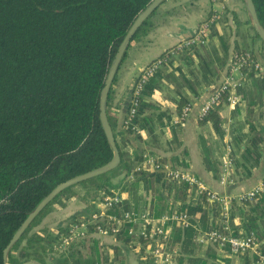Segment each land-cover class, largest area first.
Masks as SVG:
<instances>
[{"label":"trees","instance_id":"16d2710c","mask_svg":"<svg viewBox=\"0 0 264 264\" xmlns=\"http://www.w3.org/2000/svg\"><path fill=\"white\" fill-rule=\"evenodd\" d=\"M153 1L0 0V264H4V250L28 214L53 189L113 159L100 122L101 91L118 47L137 17ZM253 3L264 27V0H253ZM154 14L155 11L131 43L154 28ZM217 24L210 40L215 36ZM255 37L260 39L256 33ZM220 46L227 55L228 40L220 38ZM202 47L190 48L180 56L184 62L195 56L206 77L213 72L209 65L210 55ZM241 51L250 50L236 47L233 52ZM250 52L257 59L254 52ZM225 58L215 57L226 73L228 59ZM160 71L148 79L139 98L137 114L128 122V128L124 123L119 130L116 117L110 114L116 75L108 97L107 116L120 153V165L60 193L10 251V264L31 260L41 264H125L127 256L122 246H110L105 250L94 238L98 226H104L106 222H91V216L105 197L115 193L122 197L124 191L134 193L140 189V184L146 194L152 193L154 198L148 210L134 209L122 199L107 212L117 217L126 211L148 212L155 218L185 213L205 231L223 227L221 203L199 194L195 187L168 179L162 172L144 169L137 172L145 155L141 152L130 155L127 151L130 136L137 134L139 129L154 133L152 126L148 129L149 119L141 115L146 110L145 99L153 96L159 87L157 76ZM244 73L250 85L239 88L238 94L240 100L247 103L245 121L251 125L256 107L264 102V79L254 71L244 70ZM224 97L226 100L227 96ZM133 99L134 92L125 122L129 120ZM185 105L187 99L183 98L178 114ZM219 109L211 111L200 124L211 121L216 130L222 129ZM253 132L252 125L249 133ZM245 151L250 152L248 148ZM155 158L165 164L162 158ZM131 174L134 179L128 180ZM118 176L123 178L119 183H113ZM160 188L166 190V196L161 194ZM72 199L96 202L87 216L75 217L66 226L35 231L50 212L64 208ZM166 199H172L171 207L158 205ZM235 219L239 222L237 234L240 229L245 234L259 231L264 226V192L251 200L234 201L231 225ZM83 222L87 223L83 235L73 236L64 244V240L72 236V229ZM168 227L171 235L167 244L171 250H179L180 264H238L236 259L226 258L218 248L198 244L193 228H183L179 222L170 223L165 229ZM117 239L137 256L138 264L143 263L144 240L136 241L127 230H122ZM138 242L142 245L140 250ZM240 264H252L251 259L242 256Z\"/></svg>","mask_w":264,"mask_h":264},{"label":"crops","instance_id":"0c3cea01","mask_svg":"<svg viewBox=\"0 0 264 264\" xmlns=\"http://www.w3.org/2000/svg\"><path fill=\"white\" fill-rule=\"evenodd\" d=\"M218 5L224 8L225 14L215 28V36L202 47L210 55L209 65L213 74L204 77L195 56L186 62L177 56L163 66L157 76L159 87L153 96L145 99L146 110L144 108L141 115L149 119L148 129L152 126L154 133L139 129L137 134L130 136L126 148L130 155L141 152L193 172L209 190L219 195L237 197L255 188L264 177V102L256 107L251 119L254 124L251 125L245 121L247 103L241 100L237 106L224 103L219 109L222 118V129L219 130L214 128L211 121L201 125L199 113L203 104L218 89L225 74L215 59L216 55L228 59L237 47L253 51L264 66V42L255 37L243 0H220ZM212 7L211 0H165L157 8L153 17L154 28L131 43L117 73L110 114L116 117L118 130L125 123L132 89L145 68L167 50L195 34ZM240 27L246 29L247 36L239 34ZM220 38L228 40L227 55L220 46ZM248 85L250 83L246 79L242 88ZM183 98L191 105V113L184 125L175 126L173 120L181 109L179 105ZM252 125L254 132L251 134L249 128ZM227 142L233 148L234 167L231 181L221 185V163ZM246 148L250 150L249 153L245 151ZM145 169L151 170L147 165ZM122 178L118 176L113 183H119ZM160 192L166 196L165 189L160 188ZM121 195L124 203H130L132 208L139 210H148L154 200L152 193L146 194L142 184L138 191H124ZM95 202L69 200L64 208L50 212L35 231L56 229L66 226L75 217L87 216ZM158 205L171 207L172 199L160 201ZM94 238L104 245L105 250L110 246H122L127 256L125 264H138L137 256L117 238L100 234H94Z\"/></svg>","mask_w":264,"mask_h":264},{"label":"built area","instance_id":"2783aa9c","mask_svg":"<svg viewBox=\"0 0 264 264\" xmlns=\"http://www.w3.org/2000/svg\"><path fill=\"white\" fill-rule=\"evenodd\" d=\"M213 5L219 4L220 0H211ZM212 9V14L202 22L197 28L196 33L183 41L179 42L173 48L167 50L161 57L150 63L142 73V76L134 86V99L129 114V120L125 122L128 128V122L137 114L139 98L148 82L163 66L167 65L173 58L180 56L190 48L206 46L214 26L220 21L224 14V8ZM246 71L254 73L264 79V66L254 58L250 51L232 52L227 62V72L223 75L218 89L209 97L200 109L199 119H205L211 111L221 108L224 103L234 107L240 103L238 89L245 83ZM226 97V100L224 99ZM191 113V105L187 104L178 114L173 124L175 126L184 125ZM150 166L151 170L162 172L168 179H174L181 183L195 187L199 194H205L208 199L217 201L223 206V227L212 231L203 230L198 223H193L188 214L163 215L160 218L151 216L148 212H122L120 217L112 216L107 211L122 202V197L115 193L113 196L105 197L104 201L97 204L96 212L91 216V222L105 221L106 224L98 226L97 234L105 237L118 238L121 231L127 230L129 236L136 241L144 240L143 246L138 242V250L141 246L145 250L142 256V264H180L179 250H171L168 247L171 229L165 227L173 222L181 223L183 228H193L196 231L195 239L200 245H210L218 248L221 254L228 259H236L237 263H242V256L251 259L252 264H264V226L259 231H252L245 234L242 229L236 233L239 225L237 219L231 225V209L234 201H246L257 197L264 192V177L262 181L253 189L233 197L219 195L209 190L204 182L193 172L176 167L170 163L161 164L153 156L145 155V161L137 167L140 172L145 166ZM233 148L230 142L226 144L225 155L221 163L220 184L226 185L232 179L233 173ZM150 170V171H151ZM148 171V170H146ZM134 174H131L128 180H133ZM128 225V227H127ZM87 228V223L83 222L80 227L72 229V236L64 240L68 243L73 236L83 235Z\"/></svg>","mask_w":264,"mask_h":264},{"label":"water","instance_id":"95a60500","mask_svg":"<svg viewBox=\"0 0 264 264\" xmlns=\"http://www.w3.org/2000/svg\"><path fill=\"white\" fill-rule=\"evenodd\" d=\"M165 0H154L135 20L132 27L126 34L125 38L123 39L122 43L117 49V52L115 54V57L112 61V64L109 69V73L105 82V86L101 91V97H100V122L102 124L103 130L106 134L108 143L111 147V150L113 152V159L107 163L106 165L97 168L95 170H92L90 172H87L83 175L77 176L73 179H70L64 183L59 184L55 189L49 193L34 209L31 211L26 220L22 223V225L19 227V229L14 234L11 242L7 246V248L4 250V264H10L9 262V253L15 246V244L20 240V238L24 235L26 230L29 228V226L33 223L35 218L45 209L47 205H49L60 193H62L64 190L71 188L75 185H78L81 182H84L86 180L98 177L100 175L106 174L114 169H116L120 163H121V157L120 153L117 149L114 132L110 125L108 116H107V102L109 93L111 90V87L113 85L114 79L118 73V70L120 68V65L123 61V58L125 57V54L131 44V41L139 28L143 25V23L153 14L154 11L157 10V8L164 2ZM246 6L247 14H248V20L251 25V27L254 29V32L260 37V39L264 42V27L261 25L257 11L255 8V5L253 3V0H243ZM133 93V89L132 92ZM23 264H41L37 260H31L27 261Z\"/></svg>","mask_w":264,"mask_h":264},{"label":"rangeland","instance_id":"374dc122","mask_svg":"<svg viewBox=\"0 0 264 264\" xmlns=\"http://www.w3.org/2000/svg\"><path fill=\"white\" fill-rule=\"evenodd\" d=\"M214 8H216V9H221V6L220 5H217V4H214ZM225 14V13H224ZM223 16L224 15H222V17H221V19L223 18ZM220 19V20H221ZM255 33V32H254ZM239 34L241 35V36H247V33H246V29L245 28H242V27H240L239 28ZM258 39V38H257ZM259 41H261V42H263L261 39H258Z\"/></svg>","mask_w":264,"mask_h":264}]
</instances>
